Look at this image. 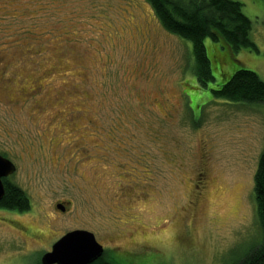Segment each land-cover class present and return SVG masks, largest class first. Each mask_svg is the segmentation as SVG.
I'll return each mask as SVG.
<instances>
[{"label":"rangeland","instance_id":"rangeland-1","mask_svg":"<svg viewBox=\"0 0 264 264\" xmlns=\"http://www.w3.org/2000/svg\"><path fill=\"white\" fill-rule=\"evenodd\" d=\"M238 1L259 51L216 65L264 81L263 0ZM191 67L145 0H0V154L32 204L0 208V264H40L79 227L125 264H235L260 243L264 104L214 97Z\"/></svg>","mask_w":264,"mask_h":264},{"label":"trees","instance_id":"trees-1","mask_svg":"<svg viewBox=\"0 0 264 264\" xmlns=\"http://www.w3.org/2000/svg\"><path fill=\"white\" fill-rule=\"evenodd\" d=\"M164 30L190 43L192 73L201 87L215 83L212 95L233 102L264 104V81L252 70L237 64L227 73L216 63L233 61L240 49L258 52L250 37L252 23L238 0H145ZM264 4V0H263ZM206 39L218 42L216 48L226 54L210 59ZM217 70V76L214 70ZM214 96V97H215ZM0 207L17 213L28 211L31 202L17 186L4 181ZM256 219L261 230L260 243L235 264H264V149L259 155L253 179ZM98 257L88 264H125V260Z\"/></svg>","mask_w":264,"mask_h":264},{"label":"water","instance_id":"water-1","mask_svg":"<svg viewBox=\"0 0 264 264\" xmlns=\"http://www.w3.org/2000/svg\"><path fill=\"white\" fill-rule=\"evenodd\" d=\"M15 169L13 162L0 154V199L4 194L3 179ZM102 251L93 233L76 229L55 241L51 249L42 254L40 264H88L100 257Z\"/></svg>","mask_w":264,"mask_h":264},{"label":"flooded vegetation","instance_id":"flooded-vegetation-1","mask_svg":"<svg viewBox=\"0 0 264 264\" xmlns=\"http://www.w3.org/2000/svg\"><path fill=\"white\" fill-rule=\"evenodd\" d=\"M14 164V163H13ZM15 165V164H14ZM16 167V166H15ZM4 181H6V182H9L8 181V179L6 178V179H4ZM10 183V182H9ZM55 206L57 207V208H60L59 210L61 211V212H66L67 210H68V208H69V204H68V202H66V206H62V205H60V204H55ZM1 208V207H0ZM32 208V204H31V207H30V209ZM1 209H3L4 210V213H9V212H15V213H17V211H13V210H8V209H6V208H1ZM62 209V210H61ZM26 212V211H25ZM4 213H2V214H4ZM21 213H23V212H21ZM6 217V216H5ZM75 229H80V230H87L86 228H81V227H79V228H75ZM87 231H89V230H87ZM91 233H93V234H95V232H92V230L90 231ZM67 233V232H66ZM65 234V233H64ZM94 237H95V239H96V241L102 246V248H103V251H102V255L100 256V257H104L106 260H107V258H108V260H111L110 258H112V257H114V256H116V257H119V258H122V259H124L125 260V251H122L121 249H120V247H118V246H115V244H113L114 242L113 241H108L106 244H102L99 240H98V238H97V235L95 234L94 235ZM52 246V245H51ZM51 246H50V248H51ZM47 252V251H46Z\"/></svg>","mask_w":264,"mask_h":264}]
</instances>
